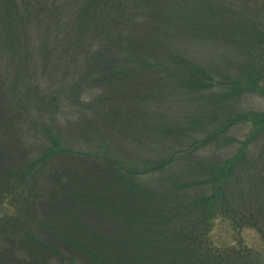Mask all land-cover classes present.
<instances>
[{"label": "trees", "instance_id": "trees-1", "mask_svg": "<svg viewBox=\"0 0 264 264\" xmlns=\"http://www.w3.org/2000/svg\"><path fill=\"white\" fill-rule=\"evenodd\" d=\"M232 8L227 0H0L5 47L0 56L12 57L0 63V208L11 202L20 211L0 215V264H228L223 253L210 246L209 230L218 217L239 227L242 218L250 226V220L257 221L259 210L252 203L248 217L239 204L233 209L232 204L240 201V190L234 189H240V166L246 165L252 145L264 135V109L243 111L231 101L244 90L264 93L259 84L264 63L258 61L264 28ZM40 28L45 29L42 55L51 60V53L76 52L89 36L99 39L91 65L99 72L94 83L105 94L113 88L110 82L143 77L149 89L153 83L170 95L178 89L184 97L189 95L187 99H201L200 109H212V103L230 112L223 111L224 121L216 128L201 125L204 135L187 136V128L178 127L186 144L146 165L103 148L75 155V149L57 148V143L41 156L28 158L30 145L18 142L21 126L26 125L28 133L29 124L39 125L43 133L46 115L67 91L49 84L51 77L36 75L38 67L45 70L43 62L30 69L24 40L28 30ZM184 36L204 44L223 39L241 51L238 64L249 71L189 59L179 44L186 42ZM87 53L84 50L76 62L91 60ZM74 58L70 56L65 69ZM55 65L49 74L55 73ZM90 71L86 64L80 76ZM214 86L224 87L215 97L207 92ZM69 94L67 104L73 106L80 93ZM235 123H250L252 130L235 141L233 154L221 162L216 157L197 160L194 172L184 164L188 175L163 176L171 159L184 161L220 134L228 135ZM54 153L67 158L69 168L51 169L48 186L37 188L47 184L38 180L48 162L55 165L49 161ZM74 157H80L81 164H72ZM153 170L160 171L162 187L141 182Z\"/></svg>", "mask_w": 264, "mask_h": 264}, {"label": "rangeland", "instance_id": "rangeland-1", "mask_svg": "<svg viewBox=\"0 0 264 264\" xmlns=\"http://www.w3.org/2000/svg\"><path fill=\"white\" fill-rule=\"evenodd\" d=\"M232 2L240 16H248L249 20L255 21L257 28H264V0H227ZM185 37V36H184ZM45 39V29L40 28L38 32L35 29L28 30L27 48L29 51L28 64L33 69L35 62H43L45 70L40 67L36 70V75L47 80L51 77L49 84L54 85L59 90H67L61 93V97L56 99V107L50 111V116L45 118V131L42 133V127L39 125L30 126L27 133V126L22 125L21 139L19 143L30 145L28 158H36L42 155L44 149L57 148L76 150L75 155L102 152V148L110 153H119L127 157L130 161H141L146 165L149 160L157 159L161 155H168L173 148L186 144L187 140L182 141L178 136V127L187 128V136L202 135L201 125L205 124L207 128H216L219 123L223 122V114L229 113L224 106L218 110V104H212V109L201 107L202 100H190L180 94L178 89L170 95L163 88L153 83L150 89L143 84L144 78L137 80L120 79L110 82L112 87L108 94H105L94 83L98 71L92 68V56L100 45L99 39L89 36L88 41L82 42L76 52H69L68 55L51 53L52 60L42 55V42ZM186 42H181L185 46L189 59L198 61L216 62L224 69L233 70L240 67L241 72H247L250 68H242L240 61L241 51L219 38L212 40L211 43L204 44L192 37H185ZM52 43L51 38L47 39ZM178 44V45H179ZM185 44V45H184ZM175 48V46H172ZM260 49L258 60L264 63V44L258 45ZM5 50L3 46V36L0 35V54ZM84 50H88L87 60L81 63V55ZM8 51V50H7ZM70 51V50H68ZM33 52V55L30 54ZM74 58L68 69H65V63L70 61V56ZM12 60V57L0 56V63ZM59 60L62 64H59ZM76 62V63H75ZM56 64L55 73L49 74L51 66ZM89 64L90 74L83 78L80 76V69L83 71L84 66ZM74 65V67H73ZM223 69V70H224ZM254 76V73H251ZM259 84L264 86V71L260 76ZM220 81V78L219 80ZM74 87L70 89V85ZM6 84V83H5ZM219 85V84H218ZM109 87V86H108ZM106 87V89H108ZM152 87V88H151ZM163 87V86H162ZM224 87L214 86L207 92L216 96V92ZM105 90V84L103 86ZM92 90V91H91ZM178 91V92H177ZM60 92V91H58ZM70 93H80L78 101L73 105L67 104L71 99ZM101 95V96H99ZM231 98L234 107L239 110L261 111L264 109V93L260 89L247 91ZM65 97V98H64ZM77 100V98L75 99ZM90 100H94L91 102ZM90 102V103H88ZM58 107V108H57ZM233 107V109H234ZM32 116L34 112L32 111ZM209 116V117H206ZM250 123H235L230 127L229 134H220L205 147L194 150L191 156L183 161L181 159H171L168 167L162 173L167 178H173L179 173L188 175L184 164L188 165L192 172L196 171L197 160H205L210 157H216L219 162L227 156L234 153L233 148L236 146V140H243L251 131ZM204 135V134H203ZM231 136V137H230ZM186 140V141H185ZM105 146V147H103ZM69 147V148H67ZM20 153V152H19ZM72 153V152H70ZM52 156L49 161L55 165L46 164L44 173L39 176V182H47L45 187L40 185L37 188H46L51 178L47 175L52 173L51 169H63V172L69 168V161L62 154ZM21 155V154H20ZM148 158V159H147ZM80 157H74L72 164H81ZM264 135L260 136L257 143L251 147V154L246 165L240 166V189L234 185V189L240 190V201H233V206L239 204L245 217L249 216L248 210L253 206L258 208L259 213L255 220H250L252 226L248 224V219L242 218L243 223L239 226L233 224L229 219L218 217L209 230L210 246L214 251L222 252L228 264H264ZM200 170V169H199ZM257 173V174H256ZM256 174L259 177L253 178ZM61 175V174H60ZM60 175H54L56 177ZM63 175V174H62ZM166 178V180H167ZM65 180V177L60 178ZM146 186H161L160 171L153 170L140 178ZM168 181V180H167ZM263 182V183H262ZM53 189V188H52ZM48 192L47 190H45ZM229 192V190H228ZM257 197H256V195ZM255 195V196H253ZM254 198V201L246 202L247 199ZM250 203V204H247ZM263 203V204H261ZM10 202L8 205L0 208V215L6 217L10 214H20L19 208L16 209ZM245 208V209H244ZM261 218V221L259 219ZM255 226V227H254Z\"/></svg>", "mask_w": 264, "mask_h": 264}]
</instances>
